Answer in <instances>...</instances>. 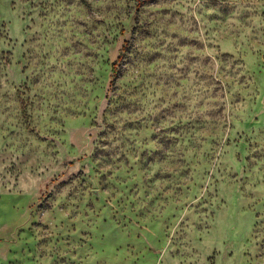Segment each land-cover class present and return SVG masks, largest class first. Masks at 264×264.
I'll return each mask as SVG.
<instances>
[{
  "label": "rangeland",
  "instance_id": "374dc122",
  "mask_svg": "<svg viewBox=\"0 0 264 264\" xmlns=\"http://www.w3.org/2000/svg\"><path fill=\"white\" fill-rule=\"evenodd\" d=\"M0 264H264V0H0Z\"/></svg>",
  "mask_w": 264,
  "mask_h": 264
},
{
  "label": "trees",
  "instance_id": "16d2710c",
  "mask_svg": "<svg viewBox=\"0 0 264 264\" xmlns=\"http://www.w3.org/2000/svg\"><path fill=\"white\" fill-rule=\"evenodd\" d=\"M118 56H119V53L117 51L111 52L112 66H111V72H110L109 79H108L109 85L113 83L114 77L117 73Z\"/></svg>",
  "mask_w": 264,
  "mask_h": 264
}]
</instances>
